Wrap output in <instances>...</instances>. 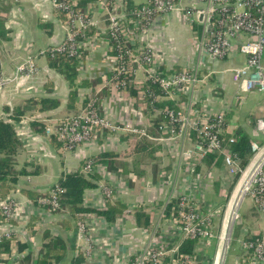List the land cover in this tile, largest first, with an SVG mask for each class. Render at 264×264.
Wrapping results in <instances>:
<instances>
[{
    "label": "crops",
    "instance_id": "crops-1",
    "mask_svg": "<svg viewBox=\"0 0 264 264\" xmlns=\"http://www.w3.org/2000/svg\"><path fill=\"white\" fill-rule=\"evenodd\" d=\"M83 2H86L84 11L90 10L91 13V27L96 42L90 55L82 62L79 80H98V83L79 89L76 107L80 116L85 108L84 103L92 98L97 99L98 112L110 119L119 130L109 131L110 134L107 130L103 131L106 137L97 131L99 134L96 140L70 152L56 149L47 135L33 131L30 123L37 120L46 128L49 124L63 122L73 114L68 107V85L49 66L45 56L47 49L66 40L72 27L67 18L64 21L58 18L52 0H0V114L1 109L22 106L37 96L60 101V107L56 110L32 111L22 121L13 123L22 141V148L15 156L17 169L24 168L28 175L19 178L18 190L12 195L19 202L15 224L0 226V231L12 233L16 244H25L27 250L22 256L31 254L33 262L40 255L45 232L49 231L67 244L68 255L61 264H71L78 254L86 258L83 264H127L149 246L172 248L175 245L178 240L177 227L172 220L164 217L171 199L184 197L202 208L222 212L226 208L227 198L232 194L236 176H232L224 163V157L219 167L207 166L202 163L203 159L184 158L183 153L193 150L196 144L189 133L190 129L180 130L173 137L146 135V131L148 134V130L153 128V116L161 114L162 109H149V113L142 103L140 93L127 95L108 84L107 75L114 65L110 57V23L105 11L89 9L88 1ZM132 3L143 6L147 0H132ZM177 5L178 11L158 15L151 27L143 32L139 42L151 49L159 66L166 67L168 71L175 66L182 67L183 71H191L198 66L200 82L187 92V100H183L182 94H166L159 101L175 102L180 109L186 110V115L192 113L189 118L196 122L224 116V112L229 113L228 131L233 132L241 126L256 140L263 141L252 126L253 121L264 117V95L248 94L242 100L238 96V86L233 83L232 71L245 65L246 56L237 51L223 58L201 53L199 42L204 32L203 17L196 18V10L190 0H177ZM120 10L121 14H125L123 8ZM29 58L33 60L35 71L30 73L27 69L21 78L17 69L25 65ZM146 82L143 70L134 71L132 84L135 90L139 91V86ZM48 83L54 85L52 95L46 94L45 86ZM190 105L193 111L188 108ZM126 123L138 125L137 128L144 134L137 136L127 131L124 127ZM144 136L160 149L154 159H148L141 165L144 176H138L132 173L135 160L133 150ZM109 152L117 155L110 160L117 166L128 165L130 173L124 177L121 169L119 172L112 171L104 163L94 166V171L102 179L97 182V188L86 192L85 205L97 211L104 210L106 199L102 195L103 186H108L114 192L111 201H123L127 211L113 224L94 213L87 215L92 226V243L89 244L92 246V255L87 258L83 251L87 246L79 238L77 229L63 231L62 222L67 214H52L34 206L21 190L49 192L62 174L74 172L88 159H97ZM140 206L151 218V224L146 229L136 225L135 211ZM241 210L242 219L236 229L226 264H252L241 247L264 235V214L260 206H255L253 200L249 199ZM15 249L18 250L17 247ZM204 253H200L198 260L209 264V260L202 256ZM8 259L7 254L0 256L2 264Z\"/></svg>",
    "mask_w": 264,
    "mask_h": 264
},
{
    "label": "built area",
    "instance_id": "built-area-1",
    "mask_svg": "<svg viewBox=\"0 0 264 264\" xmlns=\"http://www.w3.org/2000/svg\"><path fill=\"white\" fill-rule=\"evenodd\" d=\"M82 1H88L89 4L87 7L89 9L99 8L105 11L110 23L109 30L111 35L122 41V45L119 48L125 50L128 56L126 66H122L120 60H114L112 68V71L116 72V76L112 79L114 88L117 90L121 88L122 92L127 91L128 85L126 82L121 81L120 78L125 74V76L132 79L135 71L132 65L135 68L136 63L142 61L152 67L155 74L150 79L154 83H158L163 90L178 89L179 92L184 94L198 85L200 82L198 66L191 71L186 70L180 74L163 76V73L159 71L160 66L154 52L140 42L138 44L133 42L131 39L132 34L124 24L125 15L120 13V9H124V5L129 0H52L57 11L66 12L67 22L72 27L66 40L62 44L52 47V52H63L70 57L79 58L83 49L89 52L93 50L96 36H86V30L93 25L90 19V10L84 12L77 9ZM190 1L193 9L196 10V18L203 17L204 21V32L199 42L201 53L213 58L230 56L235 51L245 55V65L232 71L233 83L238 86L240 91V95L238 96L243 100L245 95L248 94L260 93L264 95V0ZM175 11H178V5L175 0H147L146 5H143L141 9L135 11L137 12L135 14L137 16L135 26H142L143 23L141 21L149 22L155 14H170ZM147 30L148 28L144 29L143 32ZM113 49V46L110 45V50ZM32 61L29 58L25 65L17 69V74L21 78L27 69H29L30 73L35 71ZM24 77L26 79L28 78V76ZM130 83H132V80ZM85 108L86 110L83 111L79 118L61 122L55 133L50 134V130H47V137L48 134L54 135L57 137V140L66 145V148H72L74 145L91 141L92 136L94 133H97L95 132L97 130H114L113 125H111V120L98 112L95 107V102L90 100L88 106ZM188 108L190 111H193L191 105ZM156 109L154 107L152 110L155 111ZM185 112L186 110L180 109L177 117H174L173 113L170 112L169 115L172 117V120L168 123L163 122L161 124V129L164 133L172 134L175 131V124L179 125V129L182 131L187 129L196 131L198 141L193 150H188L183 153L184 158L187 160H196V158L202 160L208 154H222L224 156V163L230 169L232 176L235 177L239 173L240 178L247 167L244 170L240 169V160L234 156L229 147L223 145L220 139L223 127V115H218L215 118L201 122L198 120L196 122V120L193 121L189 118L191 115H186ZM255 129L263 141H251L252 158L250 162L264 149V117L256 121ZM132 132L134 135H138L137 132L139 131L134 129ZM143 134L140 131L138 136ZM233 141L231 139L230 143H233ZM94 166L93 162H88L84 167V172H95ZM63 192L64 190L60 188L51 190L47 197L40 199V206H49L54 210L60 209L59 195ZM113 195L112 188L103 186V196L105 198L111 200ZM246 199L253 200L254 204L255 202L258 203V206H260L264 214V155L249 175L231 213L230 225L226 237L227 246L225 254L231 248L232 239L230 237L235 223L241 218L239 210ZM185 200L188 201L187 204L181 205L178 216L172 218L178 230V240L175 245L172 248H167L166 246H149L141 255L131 258L127 264H197L199 262L198 258L201 256L200 253L211 245L213 239V221L217 212L212 211L207 213L206 209L202 208L199 204L193 203L188 199ZM18 208L19 202L13 196L0 202V210L5 217L6 225L16 217ZM77 231L79 238L86 237L89 244L92 243L90 219L85 218L80 221L77 224ZM3 238L12 240L13 242V253L10 256L11 264H20L15 260V256L18 254V250H14V247H17L14 242L15 237L12 233L0 231V241ZM186 240L197 241L195 258L180 253V247ZM241 248L248 255L252 264L264 263V235L254 242L244 243ZM83 251L85 256L89 258L92 255V246H87ZM225 254L221 264H226L228 255L226 254L225 256ZM0 264L2 263L0 262Z\"/></svg>",
    "mask_w": 264,
    "mask_h": 264
},
{
    "label": "trees",
    "instance_id": "trees-1",
    "mask_svg": "<svg viewBox=\"0 0 264 264\" xmlns=\"http://www.w3.org/2000/svg\"><path fill=\"white\" fill-rule=\"evenodd\" d=\"M69 1V0H66ZM177 3V0H175ZM83 2V1H82ZM80 3L78 10L84 11L83 6L86 2ZM142 6H136L132 3V0L127 1L124 5L125 19L124 24L132 36L137 35L136 38L140 41L143 34V30L151 27L155 18L160 14H155L149 22L141 21L143 24L140 27H136L135 23L137 22V16L133 14L135 10L141 9ZM85 12V11H84ZM58 18L62 21L66 20V12H57ZM86 36H94V29L92 27L86 30ZM140 38V39H139ZM109 42L113 46V50L110 52V57L113 60H120L122 66H126L128 62V56L125 53V50L119 48L122 45V41L119 38H115L109 33ZM130 47V46H128ZM52 48L47 49L46 59L49 63V66L54 69L58 74H60L66 81L69 88V100L68 107L73 111L72 116L68 117L65 121H70L79 118V112L77 110L78 102V93L80 88H89L98 83V80L88 81V80H79V71L82 65V62L87 59L90 55V52L86 49H83L81 56L79 58L70 57L63 52H52ZM113 68V67H112ZM160 72L163 73V76L176 75L183 72V68L180 66L173 67L170 71L166 67H160ZM116 76V72L111 71L107 75L109 80H112ZM200 77V75H199ZM121 81L126 82L128 85L129 92L132 95L137 93L141 94V91L135 90L134 85L130 83L132 80L125 76H121ZM145 91H143L144 98L147 99L149 104V109L158 108L162 109V113L153 117V128L146 131V135L151 136H171L170 134H163L162 129L160 128L162 122H170L172 117L169 115L170 112L173 113L174 117H177L180 107L173 101L165 100L163 102L157 101V96L166 97V93L159 86L158 83H154L153 80L147 81L145 84H142ZM45 91L47 95H52L54 92L53 83H48L45 86ZM138 91V92H137ZM183 100H187V93L182 94ZM90 101H86L84 106L87 107ZM95 107L98 108V100L95 101ZM194 106H198L194 104ZM60 107V101L51 97H41L37 96L31 98L25 102L22 106H16L13 109L4 108V116L0 117V202L6 200L9 197L17 192L18 180L24 175H28V172L22 168L17 169L15 162V156L20 148H22V141L17 135L15 125L13 122H20L28 113L32 111L36 112H48L56 110ZM231 114L224 112L222 116V133L220 134V139L224 146H227L231 149L235 157L240 160V169L244 170L249 164L252 158L251 152V141L256 140L248 131L238 126L233 132H229L227 128V120L230 119ZM257 121V120H256ZM256 121H253V127L256 125ZM30 127L33 131L39 135H45V127L40 124L37 120H33L30 123ZM175 132L179 133V125L175 124ZM255 129V128H254ZM256 132V129H255ZM189 133L192 139L197 142V133L196 131L189 130ZM257 134V133H256ZM233 139V143H230V140ZM52 145L56 149L66 148V145L62 142L57 141V137L53 136L51 139ZM160 148L156 146L154 142L148 140L147 136L141 137V140L137 143L133 154H135V160L132 165V173L138 176H144V171L141 170V165L148 159H154L155 153ZM117 155L113 152L104 153L100 155L97 159L90 158L88 161H85L81 166L74 172L68 174H62L58 180V183L52 186L49 190H56L58 188L64 190L63 193L59 195L60 209L54 210L52 207H41L39 204L40 199L47 197L49 192L40 193L34 190H21V193L25 198L30 201L34 206L44 209L52 214H67V218H64L62 222V228L64 232L73 231L77 229V224L87 218L88 214H96L99 217L104 218L108 223L113 224L117 219L121 218L124 213L127 211V205L123 201L112 202L110 199L106 198V206L104 210L97 211L91 208H88L85 205L84 196L88 190L97 188V182L101 180V175L97 172L85 173L84 167L85 163L93 162L95 166L99 163H104L107 165L108 169L112 171L119 172V169L122 170L124 177H127L130 173L128 165L121 164L115 165L110 159L116 157ZM222 154H208L203 158L204 164L207 166L219 167L223 162ZM111 161V162H109ZM115 166H114V165ZM239 173L236 175L235 183L239 178ZM187 200L184 198H173L171 199L164 212V217L166 219L172 220L173 217L178 216V212L181 208V205L187 204ZM255 206L258 207V203L255 202ZM220 215V212H218ZM217 213V214H218ZM222 213V212H221ZM136 225L139 228L146 229L151 224V218L148 214L144 212L143 207H138L135 211ZM9 224L14 225V220H11ZM6 225L5 217L3 216L0 210V226ZM43 246L40 252L39 257L33 262L31 254L22 256L27 250L25 244L17 243L18 254L15 256L20 264H61L62 261L68 255V247L66 242L58 237L52 235L49 231L45 232L43 237ZM197 245L196 240H186L183 245L180 247L181 254H187L192 258H195L196 252L195 248ZM169 248L168 246H166ZM13 253V242L12 240L3 238L0 241V256L2 254H7L9 257ZM22 256V258H21ZM11 257L5 261L4 264H10ZM86 258L83 254H78L76 258H73L71 264H83ZM10 262V263H9ZM197 264H202L198 262Z\"/></svg>",
    "mask_w": 264,
    "mask_h": 264
},
{
    "label": "rangeland",
    "instance_id": "rangeland-1",
    "mask_svg": "<svg viewBox=\"0 0 264 264\" xmlns=\"http://www.w3.org/2000/svg\"><path fill=\"white\" fill-rule=\"evenodd\" d=\"M136 11V10H135ZM137 12H134L133 14H136ZM106 17H107V21H108V15H106ZM90 28V27H89ZM132 36V35H131ZM136 36L137 35H133L132 36V40H133V42H136L137 44H138V40H137V38H136ZM90 37V36H89ZM93 37V36H92ZM140 39V38H139ZM145 49H146V47H144ZM132 67H133V69H135V71H138V70H143V72H144V74H145V77H146V80L147 81H149L150 80V78L151 77H153L154 76V74H155V72L153 71V69H152V67H150V66H148V64H146V63H144L143 61L142 62H139V63H136V65H135V68H134V66L132 65ZM186 71V70H185ZM112 80H108V84L111 86V87H113V84H112ZM114 83V82H113ZM131 84V83H130ZM115 86V85H114ZM114 88V87H113ZM120 90H118V91H121L122 89L121 88H119ZM139 91H141V95H140V98L142 99V103H144V106H145V109L147 108V111L150 113V111H149V102L147 101V99H145L144 98V95H143V91H145V89L143 88V86H139ZM114 90H117L116 88H114ZM122 92V91H121ZM143 92V93H142ZM123 93H126L127 95H130V92H129V89L127 90V91H124ZM164 93H166L167 95H171V94H174V95H178V94H182L181 92H179L178 91V89H169V90H164ZM172 96V95H171ZM92 98V97H91ZM158 98L159 99H162V97H160V96H157V99L156 100H158ZM92 101L93 102H95V101H97V99H93L92 98ZM96 103V102H95ZM83 111L84 110H86V108H83L82 109ZM4 114V110L3 109H1V114H0V117H2V116H4L3 115ZM188 115H192V114H188ZM154 117V116H153ZM65 121V120H64ZM13 123H15V122H13ZM61 122H57V123H55L54 125H51V124H49L46 128H45V135H47V130H50V134H53V133H55L56 132V129H57V127H58V125L60 124ZM111 125H113V128H114V130H109L110 132L111 131H115V130H119V128L117 127V126H115V124L113 123V122H111ZM124 127H125V129L127 130V131H130L131 133H133L132 131L135 129V130H137V131H139V132H137L138 133V135H139V133H140V130L137 128L138 127V125H135V124H131V123H126L125 125H124ZM97 131H99L100 133H101V136L102 135H104L105 133H103V131H100V130H97ZM97 131H95V132H97ZM108 131V132H109ZM110 132L108 133V134H110ZM50 134H48V138L51 140L52 139V137L54 136V135H50ZM98 134L99 133H94V135L92 136V139H91V141H89V142H93L94 140H96V137H98ZM168 134H170V133H168ZM177 134L178 133H176L175 131L172 133V134H170V135H172L171 137H173V136H177ZM50 135V136H49ZM137 135V136H138ZM136 136V137H137ZM103 137H106V135H104ZM57 141H59V140H57ZM60 142V141H59ZM89 142H87V143H89ZM63 143V142H62ZM84 144H86V143H84ZM83 144V145H84ZM80 146H82V144H79V145H74V146H72V148H61L60 150H66V151H75L77 148H79ZM87 165V163H85V166ZM87 173V172H86ZM236 185V184H235ZM234 188H235V186H234ZM234 188H233V190H234ZM233 190H232V192H233ZM102 195H103V193H102ZM231 196V195H230ZM184 198V197H183ZM230 198V197H229ZM229 198H227L228 200H229ZM106 199V198H105ZM108 199V198H107ZM228 200L225 202V204L226 203H228ZM249 202V199H246L242 204H243V207L245 206V204L246 203H248ZM224 204V205H225ZM227 205V204H226ZM243 207L241 206L240 207V210H239V215H240V217L241 218H239V220L235 223V227H234V229H233V232H232V234H231V237H230V239H232V244H231V248H230V250L229 251H226V254L227 255H229V252L231 251V249H232V246H233V240H234V238H235V236H236V229H237V227H238V224L240 223V221H241V219H242V213H243V211L241 210V208L243 209ZM224 211H225V209L222 211V213L220 212V215H219V213L217 214L216 213V216H215V219H214V221H213V239H212V244L210 245V247H208V248H206V250H205V253L204 254H202V256L203 257H206L208 260H209V264H214V262H215V257H216V248H217V244H218V241H219V237H220V231H221V226H222V222H223V217H224ZM206 212L207 213H210V212H212V210L211 209H209V208H207L206 209ZM16 218V217H15ZM14 218V219H15ZM13 219V220H14ZM172 223H174V222H172ZM175 227H177L176 226V224H175ZM81 240H83L84 241V244L86 245V246H90L89 245V241H88V239L85 237V238H80ZM226 254H225V256H226ZM202 261V260H201ZM208 262V261H207ZM224 262H225V260H224ZM202 264H204L203 262H202ZM224 264V263H223Z\"/></svg>",
    "mask_w": 264,
    "mask_h": 264
},
{
    "label": "water",
    "instance_id": "water-1",
    "mask_svg": "<svg viewBox=\"0 0 264 264\" xmlns=\"http://www.w3.org/2000/svg\"><path fill=\"white\" fill-rule=\"evenodd\" d=\"M264 155V149L261 151V153L254 158L249 165L247 166L246 170L244 171V173L241 175V177L239 178L237 184L235 185V188L228 200V203L226 205L225 211H224V217H223V222H222V226H221V231H220V237H219V241L217 244V252H216V257H215V262L214 264H219V257H220V246L222 244V241H224V239L227 237L228 234V229H229V225H230V219H231V213L237 203V200L240 196V193L242 191L243 186L245 185L249 175L251 174V172L253 171L255 165L257 164V162L262 158V156Z\"/></svg>",
    "mask_w": 264,
    "mask_h": 264
},
{
    "label": "bare ground",
    "instance_id": "bare-ground-1",
    "mask_svg": "<svg viewBox=\"0 0 264 264\" xmlns=\"http://www.w3.org/2000/svg\"><path fill=\"white\" fill-rule=\"evenodd\" d=\"M226 240L227 238L224 239V241H222V244L220 246V257H219V264H221L222 260H223V256L226 250Z\"/></svg>",
    "mask_w": 264,
    "mask_h": 264
}]
</instances>
